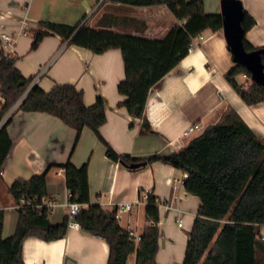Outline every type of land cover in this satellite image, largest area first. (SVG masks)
<instances>
[{
	"label": "crops",
	"instance_id": "crops-1",
	"mask_svg": "<svg viewBox=\"0 0 264 264\" xmlns=\"http://www.w3.org/2000/svg\"><path fill=\"white\" fill-rule=\"evenodd\" d=\"M240 1L255 20L245 39L253 47H261L264 45V0ZM203 5L205 13H219L218 0H203ZM3 15L9 18L1 19ZM105 16L101 29L142 34L155 40H162L177 23L163 5L135 7L104 0H0V24L6 25V32L17 31L20 20L29 23L26 33L19 35L14 45L15 67L45 92L57 84L74 85L83 93L86 107H91L96 97L101 96L105 101L106 121L99 131L118 154L137 159L178 152L206 126L221 122L229 111L236 112L264 143V102L246 105L224 79L235 63L222 32L204 30L193 51L149 91L145 117L153 132L144 134L140 132L142 120L132 118L120 106L126 98L117 91V85L124 79L119 49L94 54L68 45L54 33L31 49L41 22L71 26L81 23L99 28L97 22ZM31 31L33 35L29 36ZM236 79L239 84H249L244 75ZM192 124L200 130L184 136ZM7 131L12 146L0 175L3 238L14 234L18 221L8 187L16 179L26 180L46 170L48 199L56 204L49 221L52 225L63 221L69 203L64 171L49 166L70 160L77 167L87 163L91 202L107 211L117 210L121 205L128 207L119 212L117 220L121 228L134 235L139 236L143 231L145 197L151 193L159 202L156 263L175 264L177 259V264H182L188 232L200 205L198 197L184 190L186 173L162 162L131 171L107 158L105 147L89 128H83L75 142V130L47 113L16 108ZM178 220L182 221L181 227L177 225ZM260 231L264 237V227ZM108 252L105 240L82 232L70 222L63 238L44 241L28 237L22 244L25 264H107ZM133 263L132 258L129 264Z\"/></svg>",
	"mask_w": 264,
	"mask_h": 264
},
{
	"label": "trees",
	"instance_id": "trees-1",
	"mask_svg": "<svg viewBox=\"0 0 264 264\" xmlns=\"http://www.w3.org/2000/svg\"><path fill=\"white\" fill-rule=\"evenodd\" d=\"M104 1L135 7L163 5L177 23L162 40H155L142 34L101 29L106 16L97 22L99 28L44 21L31 48L35 49L45 36L54 33L68 45L94 54L119 49L124 79L117 85V91L126 98L120 106L132 118L142 120L141 134L152 133L145 117L149 91L188 55L187 48L193 38L207 29L222 32L221 15L205 13L203 0ZM254 24L255 20L243 9L241 26L245 34ZM243 44L246 51L264 50V45L253 47L245 36ZM15 61L16 57L6 56L0 49V122L20 101L18 110L47 113L74 129L75 142L83 128H89L105 147L107 158L131 171L155 162L183 171L187 175L184 190L198 197L200 205L188 232L182 264H264L260 231L264 227V143L236 112L229 111L221 122L206 126L178 152L136 159L118 154L101 136L99 129L106 121L105 101L101 96L96 97L91 107H86L83 93L72 84H57L48 92L37 85L30 87L31 79L22 76ZM262 61L264 64V54ZM238 75L250 78L243 66L235 65L224 79L240 99L248 106L264 102V85L239 84ZM10 122L11 117L0 126V171L12 146L7 131ZM132 163L139 166L131 168ZM49 168L63 169L69 201L82 206L73 221L82 232L105 240L109 248L107 264H129L132 258L133 264H157L159 202L151 193H146L145 225L136 242L130 230L120 227L116 209L107 211L91 202L87 163L77 167L67 160ZM46 176L47 170L26 180L16 179L8 187L13 203L20 206L16 209L15 232L8 238L2 237L4 210L0 208V264H25L22 244L28 237L53 241L66 235L68 216L58 225L49 221L52 209L44 203L49 201Z\"/></svg>",
	"mask_w": 264,
	"mask_h": 264
},
{
	"label": "water",
	"instance_id": "water-1",
	"mask_svg": "<svg viewBox=\"0 0 264 264\" xmlns=\"http://www.w3.org/2000/svg\"><path fill=\"white\" fill-rule=\"evenodd\" d=\"M220 15L222 18V36L227 50L235 65L243 66L250 74L253 83L264 85L263 49L246 51L243 44L245 32L241 26L243 7L240 0H220ZM138 163H132L131 168H137Z\"/></svg>",
	"mask_w": 264,
	"mask_h": 264
},
{
	"label": "built area",
	"instance_id": "built-area-1",
	"mask_svg": "<svg viewBox=\"0 0 264 264\" xmlns=\"http://www.w3.org/2000/svg\"><path fill=\"white\" fill-rule=\"evenodd\" d=\"M5 18H9L7 15H3V18L1 19H5ZM1 28L3 29V31L0 33V45L2 44V49H3V53L4 55L6 56H11L12 53H13V49H14V45L16 43V40H17V37L21 34H25L26 33V30L28 29L29 27V23L26 21V20H20L18 21L17 23V26H18V30L17 31H12L11 33L9 32H6L5 31V24L4 23H1ZM202 39V36L201 34H199L197 37L193 38L191 43L189 44L188 48H187V52L188 54L191 53L193 51V49L195 48V46L197 45V42L199 40ZM35 82V81H33ZM34 83H30V87L33 86ZM29 87V88H30ZM28 91V90H27ZM27 91L23 94V96L27 93ZM20 102V101H19ZM19 102H17L7 113L6 115L3 117L2 121L0 122V126L2 124L5 123V121L11 117L12 115V112L18 107L19 105ZM200 128L198 125L196 124H192L190 125L186 131L184 132V136H189L191 135L192 133L196 132V131H199ZM2 174V171H0V175ZM146 198V197H145ZM23 203V201H22ZM45 205L47 207H49L50 209H54L56 207V204L53 202V201H45L44 202ZM20 205H13V208L17 209ZM67 206V216L69 217V222L73 225V226H77L78 227V224L76 222L73 221V217L75 215H77L79 213V211L81 210L82 206L79 204V203H76V202H70L66 205ZM128 207L125 206V205H121L119 206V208L116 210V217L118 216L119 212L120 211H123V210H126ZM177 225L179 227L182 226V221L181 220H178L177 221ZM130 235L134 238V241L138 242L140 237L137 236V235H134V233L132 231H130ZM261 240L263 241L264 240V237L261 236Z\"/></svg>",
	"mask_w": 264,
	"mask_h": 264
},
{
	"label": "rangeland",
	"instance_id": "rangeland-1",
	"mask_svg": "<svg viewBox=\"0 0 264 264\" xmlns=\"http://www.w3.org/2000/svg\"><path fill=\"white\" fill-rule=\"evenodd\" d=\"M218 8H219V13L220 14V0H218ZM14 31V30H13ZM9 33H11L12 31H8ZM33 35V32L31 31L30 32V35L29 36H32ZM32 49V48H31ZM34 50V49H33ZM247 81L248 83H252L251 79L250 78H247ZM175 264H177V259H175Z\"/></svg>",
	"mask_w": 264,
	"mask_h": 264
}]
</instances>
